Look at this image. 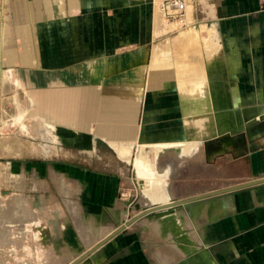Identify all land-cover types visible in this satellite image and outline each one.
I'll return each mask as SVG.
<instances>
[{"label": "crops", "instance_id": "1", "mask_svg": "<svg viewBox=\"0 0 264 264\" xmlns=\"http://www.w3.org/2000/svg\"><path fill=\"white\" fill-rule=\"evenodd\" d=\"M213 2L212 10L195 15L197 22L208 27L195 29L198 44L182 42L178 34L162 45L164 30H158L159 18L151 0H0L1 123L18 121L21 131H26L24 118L36 136L44 137L38 139L48 173L44 193L50 183L66 182L73 189L71 201L79 200L90 181L99 182L101 176L62 158L67 150L94 151L100 141L106 150L116 153V164L112 165L129 164L131 151L137 146L140 151L144 146L143 151L152 150V164L159 174H167L173 197L189 196L180 194L171 184L183 172L189 174L186 168L199 165L203 170L208 158L204 143L209 138L224 137L226 103H240L245 98L251 101L250 94L242 90L253 96L251 104L264 103V0ZM240 23L252 25L241 29L236 25ZM203 27L207 32H201ZM209 28L213 35L208 34ZM199 49L209 53L207 60L197 56ZM4 77L9 83L3 93ZM202 103L206 108L200 113L196 104ZM21 105L22 113L18 111ZM199 116L211 117L214 126L210 135L200 138L202 144L194 156L181 157L178 150L164 148L158 159L155 157L154 148L147 145L175 142L176 135L190 139L194 134L193 119ZM218 120H222L220 127ZM17 150L16 138L0 139V156ZM117 151L129 154L122 158ZM171 151L177 152V159L189 161L175 166ZM202 156V161L195 160ZM51 171L56 178H51ZM109 179L115 183L114 177ZM55 187L57 198L64 203V195L59 194L56 184ZM117 193L114 190L110 196L106 212L116 209ZM189 210L187 214H193ZM207 216L201 213L195 222L203 224ZM190 222L187 230L192 232L191 238L187 234L188 238L179 243L182 251L178 256L170 251L169 240L141 224L135 223L149 232L151 239L158 240L157 245L150 246L139 235L136 239L126 237L133 223L87 259L91 260L89 264H219L195 232L192 218ZM151 226L157 230L155 222ZM253 226L249 242L260 253L248 254L250 264L264 262V223ZM84 233L87 239L92 236L87 226ZM233 246L235 249L237 245ZM163 253L171 257L166 262L160 258ZM233 262H241L240 256Z\"/></svg>", "mask_w": 264, "mask_h": 264}, {"label": "rangeland", "instance_id": "2", "mask_svg": "<svg viewBox=\"0 0 264 264\" xmlns=\"http://www.w3.org/2000/svg\"><path fill=\"white\" fill-rule=\"evenodd\" d=\"M213 1L218 0H191L190 10L187 13L191 20L187 22L185 19L182 23L166 22L158 9L157 19L159 18L160 23L158 30H164L160 43L165 45L167 39L176 38L180 28L184 27L185 29L186 25L187 27L190 25L188 28L192 27L197 30L203 25L208 28L205 24L197 22L195 15L200 16L202 12L206 14L212 10L210 5L214 3ZM206 24L211 25L212 23L207 22ZM236 25L241 29H248L252 24L240 23ZM209 29L208 34L213 35V29ZM196 54L198 57L204 58L203 60H207L206 58L209 56V53L203 54L200 49ZM242 92L250 94L251 101H244L245 98L240 103H226L224 127L227 132L222 134L224 135L223 139L209 138L204 143V150L208 158L203 170H200L199 165L193 166L192 169L186 168L191 175L183 172L182 177L179 175V180L171 184L178 189L180 194H188L189 199L264 179V103L251 104L253 102L251 93L248 90H242ZM257 98L263 97L257 96ZM23 107L21 105L18 111L22 113ZM22 123L27 127L26 131H21L19 122L2 124L0 117V139L12 137L18 141L16 152L11 151L0 156V209L2 215L5 213L8 216L15 209L23 211L29 207L27 209H30L32 216L35 217L32 218L33 221L25 218V222L21 225L24 226V235H21L22 231L19 234V231L15 229L17 226L12 222H6L3 225L6 226V230L4 229L3 232L7 233L6 235L9 234L13 243L0 246V264H69L96 246L95 243L108 237L109 233L124 226L130 217L133 218L141 214L143 211L141 208L137 211L132 206L136 198L138 205L143 206L140 197L142 189L134 178L135 167L132 165L138 146L136 150L131 151L129 164L122 163L121 165L119 162V165H112L116 164V153L106 150L100 141L94 151H65L62 158L65 162H75L78 164L77 168L93 175H99L102 179L99 182L96 179L90 181L87 184V191L79 200H72L74 203L71 201L73 189L66 182L59 184L55 182L59 194L64 195L63 203L62 199L57 198L55 184L50 183L46 188L47 193H44V180L48 173L38 141V139L44 140V137L42 138L38 133L36 136L26 119L23 118ZM221 123L222 120H218L219 127ZM144 147L142 148L144 149ZM143 149L141 152L152 164L153 151H143ZM178 152L179 155L181 151L178 150ZM118 154L125 158L129 152L125 151L123 154L118 152ZM165 155V153H161V157H165ZM176 155V151H171L170 158L176 161L178 165L175 166L177 167L179 164L184 165L189 161V159H177L178 155ZM154 159L157 161L158 157L157 159L154 157ZM92 160L94 161L92 162ZM108 160H113V163ZM195 160L202 161L203 156ZM106 161L108 162L106 163ZM89 163L93 165L88 166ZM156 172L158 171L156 170ZM52 176L55 177V174L51 171V178ZM109 177H114V184L111 183ZM134 183H138V187ZM167 187L172 201L188 199V197H182L183 199L173 197L168 183ZM114 190H118L116 200L118 205L116 209L110 210L111 212H106V207L112 201L110 196ZM13 196H24V198H21L19 203L14 201L10 203ZM25 200L29 201L28 205ZM122 209H126L127 212ZM186 209H192L193 214L188 215ZM176 210L178 223L175 224L176 230L171 232L175 237L165 238L169 240V243H172L170 251L175 254L174 256H178L177 253L182 251L179 243L188 238L187 234L191 238L192 232L187 230L191 223L190 218L195 224V232L203 238L210 254L219 259V264H250L247 260L248 254L252 252L253 255L257 254L258 256L260 253L250 244L249 240L250 235L254 233L253 224L258 222L262 225L264 223V184L199 200ZM190 210L188 212H191ZM117 212H120L121 215ZM201 213L208 215L203 220V224L195 222L196 218H200ZM153 222L156 224L155 218L149 219L146 216L138 219L134 225L128 226L126 237L136 239L139 235V238L148 241L150 246L157 245L158 240L151 239L149 232L143 231L139 225H136L141 224L151 233L159 234L151 226ZM84 226L91 230L90 243L84 233ZM110 227H115V230L111 232ZM177 236L178 238H176ZM101 238L103 239L98 242ZM234 244L237 245L235 249ZM238 256H240L241 262L234 263L233 259ZM160 258L166 262V259L171 257L163 253ZM89 261L91 260L86 259L80 264H89ZM252 264H264V262L253 261Z\"/></svg>", "mask_w": 264, "mask_h": 264}, {"label": "bare ground", "instance_id": "3", "mask_svg": "<svg viewBox=\"0 0 264 264\" xmlns=\"http://www.w3.org/2000/svg\"><path fill=\"white\" fill-rule=\"evenodd\" d=\"M151 4H152V8L155 10V14L156 16L159 15V12H158V9H159V2L158 0H151ZM190 6V5H189ZM189 6L187 8V13H188V10L189 9ZM160 11V9H159ZM186 13V17L185 19L188 21L191 20V18L188 16V14ZM162 15V14H161ZM190 15V14H189ZM191 16V15H190ZM160 17V16H159ZM184 19V20H185ZM183 20V21H184ZM182 21V22H183ZM181 22V23H182ZM190 27V25L188 26ZM187 25L185 26V29L184 27L183 28H180V30L178 31V34L181 36L182 38V42H190V41H195L197 44H198V40L196 39V35H197V32L195 31V29H193L192 27L191 28H188ZM205 27L202 28V31H205L204 30ZM189 33V35H187ZM185 35L187 37H185ZM195 73V72H193ZM7 76V75H6ZM3 88H2V91L3 93L6 91L7 89V86H8V83H9V80L7 77H4L3 78ZM8 80V81H7ZM13 97V96H12ZM3 99V98H2ZM4 100V99H3ZM6 100V98H5ZM7 101H11L10 99L7 98ZM12 101H14L12 99ZM6 102V101H5ZM4 102V103H5ZM2 103V101H1ZM2 103V104H4ZM6 104V103H5ZM4 104V105H5ZM10 104V103H9ZM8 104V105H9ZM198 105V109L200 110V113H201V109H205L206 108V103H202V104H196V106ZM10 106H12L10 104ZM3 108V107H2ZM6 108V107H4ZM13 108V107H12ZM196 108V107H195ZM226 108V107H225ZM9 109V108H8ZM4 113V112H3ZM7 113V112H6ZM9 114V113H8ZM13 114V113H12ZM5 115V117H7L6 115L7 114H3ZM14 116V115H13ZM4 117V116H3ZM4 117V118H5ZM11 117V116H9ZM8 117V118H9ZM22 116H20V119H21ZM13 118V117H12ZM7 119V118H6ZM14 119V118H13ZM12 119V120H13ZM17 119L18 116H17ZM5 121V119L3 120ZM18 122V121H17ZM16 122V123H17ZM213 119L211 117H207V116H199V117H196L193 119V135L190 139L188 140H184L183 137L184 136H181V135H176L177 136V140L175 142H170V143H165V144H152L151 147L154 148L155 150V157H157L158 153L160 151H162L164 148H173L175 150H179L181 151L180 153L182 154L181 157H184V156H194L195 155V151L197 150V148H199V145H201L202 143V139H200L203 135H206V133H208L209 135L211 134V129L213 128ZM25 127V126H24ZM24 129V128H23ZM45 131V130H44ZM225 132H227L226 130V127L224 129ZM44 133V132H43ZM179 138V139H178ZM181 138L183 140H181ZM207 138V137H206ZM13 141V140H12ZM11 141V142H12ZM15 141V139H14ZM13 141V142H14ZM3 143V142H2ZM10 143V142H9ZM12 144V143H10ZM14 144V143H13ZM17 144V143H16ZM17 148V147H16ZM3 150V148H1ZM125 152V151H124ZM133 163L132 165H134L135 169H134V178H136V182L139 183L140 185V188L142 189V192H141V198H142V201H143V206H140L138 205L137 203V198H136V201L133 202L132 206L137 210H143L142 212H144L145 210H152V211H149L147 215H144L146 216L147 218L151 219V218H155L156 219V227L157 228V232H159V235L161 234L163 236V238H169V237H172L173 234L171 233L172 230L174 231V229L176 228L175 227V224L178 223V212L176 209L178 208H182V207H186L187 205H190L192 203H187V204H182V205H179L178 203L179 202H184V201H187V200H190V199H186V200H180V201H172L171 199V196L169 194V189L167 187V183H166V180H167V174L164 173V174H159L158 172H156V169L154 167L153 164H150L148 159L146 158V156H144L141 151L138 149L137 151V154L135 155L134 157V160H133ZM135 180V179H134ZM133 182V181H132ZM137 183V184H138ZM137 186L136 183H134ZM142 185V187H141ZM262 185V184H261ZM240 186V185H238ZM259 186V185H257ZM236 187V186H234ZM256 187V186H254ZM139 188V189H140ZM233 188V187H231ZM140 189V190H141ZM140 192V191H139ZM211 194V193H209ZM207 195V194H205ZM204 196V195H203ZM137 197H138V188H137ZM201 197V196H199ZM21 198H24V196H15L13 197L12 200H10V203H13L16 202V203H19L22 199ZM198 198V197H197ZM21 199V200H20ZM28 200V199H27ZM27 205H28V202L27 201ZM24 201V202H25ZM22 202V203H24ZM25 204V203H24ZM14 205V204H13ZM21 205V203H20ZM19 206V205H18ZM26 207V206H25ZM13 208V207H12ZM29 207H26L25 210L21 211H17L16 209L12 211V213H10V215L8 214V216L4 213V215H2V210L0 209L1 211V215H0V246L3 245V244H8V243H13L12 242V239L9 237V234L6 235L3 231L4 229L6 228V226H3L6 222H12L13 225H16L17 228H15L16 230L19 231V234L21 233V235H24L25 234V231L23 230L24 229V226L22 227L21 225L25 222V218H27V220H31L33 221V217L35 216H32V212L30 211V209H27ZM141 208V209H140ZM24 209V208H23ZM10 212V211H9ZM27 212V213H26ZM141 212V214H142ZM35 215V213H34ZM140 214H138L137 216H134L133 218L130 217L129 218V221L127 223H129L130 221L134 220L135 218H137ZM144 216H141L139 217L138 219L144 217ZM35 219V218H34ZM137 219V220H138ZM36 220V219H35ZM136 220V221H137ZM126 223V224H127ZM134 223V222H133ZM132 223V224H133ZM125 224V225H126ZM131 224V225H132ZM122 227V226H121ZM120 228V227H119ZM118 229V228H117ZM116 229V230H117ZM6 230V229H5ZM115 230V231H116ZM176 230V229H175ZM114 231V232H115ZM113 233V232H112ZM111 233V234H112ZM110 234V235H111ZM109 235V236H110ZM175 235V234H174ZM89 238V237H88ZM91 238V237H90ZM107 238V237H106ZM178 238V236L176 237ZM103 241V240H102ZM101 241V242H102ZM3 243V244H2ZM89 243H90V239H89ZM100 243V242H99ZM99 243H96L95 245L97 246ZM95 247V246H94ZM93 247V248H94ZM91 250V249H90ZM89 250V251H90ZM86 253V252H85Z\"/></svg>", "mask_w": 264, "mask_h": 264}, {"label": "water", "instance_id": "4", "mask_svg": "<svg viewBox=\"0 0 264 264\" xmlns=\"http://www.w3.org/2000/svg\"><path fill=\"white\" fill-rule=\"evenodd\" d=\"M261 184H264V179L253 181V182H250V183H247V184H243V185H240V186H236V187H233V188H227V189H224V190L212 192L211 194H207V195H204V196H201V197H198V198H193V199H190V200H187V201H184V202H179L178 204L182 205V204H187V203H193V202H196V201H199V200H204V199L212 198V197L219 196V195H225V194L241 191V190H244V189H247V188H250V187H254V186H257V185H261ZM141 187H142V185H141ZM149 211H152V210H148V211L145 210L137 218H135L134 220L130 221L126 225L118 228L115 232H113L110 236L105 238L97 246L92 248L90 251L82 254L81 256H79L73 262H71L69 264H80L82 261L86 260L94 251L99 249L101 246H103L109 240H111L112 238L116 237L117 235L123 233L126 230V228L128 226H130L133 222H135L139 217L147 215Z\"/></svg>", "mask_w": 264, "mask_h": 264}, {"label": "built area", "instance_id": "5", "mask_svg": "<svg viewBox=\"0 0 264 264\" xmlns=\"http://www.w3.org/2000/svg\"><path fill=\"white\" fill-rule=\"evenodd\" d=\"M160 13L166 22L181 23L187 13L191 0H158Z\"/></svg>", "mask_w": 264, "mask_h": 264}]
</instances>
